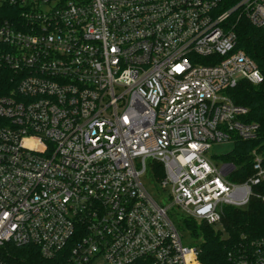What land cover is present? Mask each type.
<instances>
[{
  "label": "built area",
  "instance_id": "2783aa9c",
  "mask_svg": "<svg viewBox=\"0 0 264 264\" xmlns=\"http://www.w3.org/2000/svg\"><path fill=\"white\" fill-rule=\"evenodd\" d=\"M5 5L21 10L0 23V264L9 246L63 264H201L142 180L169 190L185 223L218 230L225 209L245 208L264 183L256 151L244 183L208 155L257 137L229 91L264 76L232 18L241 8L264 30V0ZM228 259L264 264V238Z\"/></svg>",
  "mask_w": 264,
  "mask_h": 264
},
{
  "label": "trees",
  "instance_id": "16d2710c",
  "mask_svg": "<svg viewBox=\"0 0 264 264\" xmlns=\"http://www.w3.org/2000/svg\"><path fill=\"white\" fill-rule=\"evenodd\" d=\"M243 0H222L224 9H233ZM20 8L17 6L0 7V23L16 21L20 18ZM238 48L243 50L258 65L264 76V30L253 26L241 8L234 13ZM4 84V82H3ZM2 84V85H3ZM0 96L6 94L3 88ZM233 101L248 110L245 121L259 127L257 137L250 141L237 140L230 152L215 156L221 163L232 164L236 168L229 177L230 181L244 183L255 175L253 168V152L264 157V82L253 85L242 81L229 91ZM1 122V120H0ZM158 177L164 175L158 167ZM254 196L245 208L227 207L223 218L224 230L213 226L199 225L197 222H187V230L198 242L199 261L201 264H231L228 253L235 246L246 241L264 238V183L253 188ZM6 259L10 264H63L61 260H45L39 250L33 246L8 247Z\"/></svg>",
  "mask_w": 264,
  "mask_h": 264
},
{
  "label": "rangeland",
  "instance_id": "374dc122",
  "mask_svg": "<svg viewBox=\"0 0 264 264\" xmlns=\"http://www.w3.org/2000/svg\"><path fill=\"white\" fill-rule=\"evenodd\" d=\"M233 148L232 144H221L214 145L211 152L208 154L209 158L215 160V162L221 163L219 159L215 158V156H220L230 152ZM142 182L145 187L153 197V199L162 207L169 208L168 212L170 218L174 225L182 232L183 236V244L185 246L193 247L198 244V242L191 236L190 232L187 230V226L185 223L186 215L182 210L175 207L170 198V193L168 191H164L159 187V184L153 179L149 174L143 177ZM218 227V226H217Z\"/></svg>",
  "mask_w": 264,
  "mask_h": 264
}]
</instances>
